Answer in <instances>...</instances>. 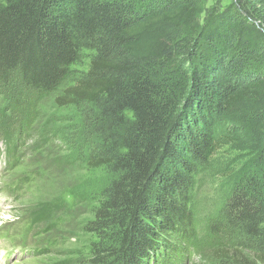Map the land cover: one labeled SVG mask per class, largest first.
Returning a JSON list of instances; mask_svg holds the SVG:
<instances>
[{
    "label": "trees",
    "instance_id": "16d2710c",
    "mask_svg": "<svg viewBox=\"0 0 264 264\" xmlns=\"http://www.w3.org/2000/svg\"><path fill=\"white\" fill-rule=\"evenodd\" d=\"M203 3L0 0V80L21 79L13 106L34 119L63 87L56 105L80 108L97 139L82 159L111 175L94 195L85 230L95 241L80 264H149L178 230L196 250L194 175L242 137L251 152L218 213L239 238L221 243L217 221L203 250L213 264H264V0L205 13ZM85 57L87 71L64 87ZM16 148L5 151L8 169L21 163Z\"/></svg>",
    "mask_w": 264,
    "mask_h": 264
},
{
    "label": "rangeland",
    "instance_id": "374dc122",
    "mask_svg": "<svg viewBox=\"0 0 264 264\" xmlns=\"http://www.w3.org/2000/svg\"><path fill=\"white\" fill-rule=\"evenodd\" d=\"M229 1L204 0L202 8L205 13ZM88 65L89 58H82L64 87L85 73ZM20 89L21 79L11 84L0 80V255L3 264H80L92 255L91 245L95 241L85 230L93 217L94 195L111 175L104 169H88L82 159L85 146L89 147L97 139L88 140L80 108L56 105L55 98L61 95L63 87L36 105L34 119L25 117L13 106ZM29 100L24 98L25 103ZM43 137L48 142L37 150ZM68 142L73 147L63 149V143ZM238 142L221 143L209 162L200 165L194 175L195 186L187 209L196 225L199 247L190 249L193 243L188 240V233L170 232V244L149 260V264H213L203 250L210 240L214 241L208 229L212 232L217 221L224 223L225 219H218V213L228 194L230 173L251 152L243 137ZM15 144L21 163L8 169L4 165V153ZM222 227L221 243L228 244V237L239 238V233L228 224Z\"/></svg>",
    "mask_w": 264,
    "mask_h": 264
},
{
    "label": "bare ground",
    "instance_id": "6f19581e",
    "mask_svg": "<svg viewBox=\"0 0 264 264\" xmlns=\"http://www.w3.org/2000/svg\"><path fill=\"white\" fill-rule=\"evenodd\" d=\"M0 221H1V219H0ZM2 258L3 257H1V255H0V264H3Z\"/></svg>",
    "mask_w": 264,
    "mask_h": 264
}]
</instances>
